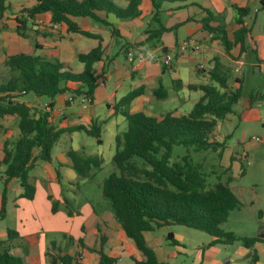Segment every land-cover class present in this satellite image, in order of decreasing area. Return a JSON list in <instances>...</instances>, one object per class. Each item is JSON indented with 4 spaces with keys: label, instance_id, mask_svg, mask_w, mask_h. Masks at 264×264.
Segmentation results:
<instances>
[{
    "label": "crops",
    "instance_id": "crops-1",
    "mask_svg": "<svg viewBox=\"0 0 264 264\" xmlns=\"http://www.w3.org/2000/svg\"><path fill=\"white\" fill-rule=\"evenodd\" d=\"M111 1L119 8H127L131 2V0ZM36 2V0H21L16 12H7L3 17H0V60L6 61L8 57L19 54L40 56L50 61H60L74 72L82 73L84 64L80 62L79 55L87 54L96 48H102L105 54L102 60L95 64L94 69L100 79L107 80L105 85H98L93 101L86 104L80 102L71 104L68 101L72 95L71 92L58 95L54 99L38 97L34 94L18 98L19 102H25L30 107H34L36 113L45 111V106L51 104L52 125L57 129L70 130L85 127L91 130L96 127L100 134L101 144L98 143L96 137L85 131L64 133L52 150L51 162L38 160L35 168L29 174L30 182L36 188L34 199L19 198L24 190L16 179L12 180L7 188L17 187V193L14 196L12 208L8 206L9 198L7 199L3 215V191L0 187V220L8 219L11 214L14 225L13 228L0 226V241L8 240L9 230L16 231L19 237L12 242L14 255L22 257L27 264H51L50 257L54 258L56 253L61 257L68 254L58 249L57 244H55L56 253H54L52 243H55V240L52 241L49 238L54 233H63V227L58 225V220L69 218V207L66 200L72 202L74 216L79 214L74 205V198L70 199L69 194H65L64 190L77 191L84 185V179H81L73 169L68 156L69 152L73 150L83 152L87 156H98L102 160L101 169L95 171L92 179H86L88 181H94L98 173L103 172L107 165H110L106 161L113 163L117 149L116 139L118 136H122L128 128L126 118L116 111V106L121 99L135 89L143 88L144 91L132 102L131 107L134 112H143L149 116H161L168 113L182 116L185 115L181 112L183 104L191 101L192 96H196L194 104L192 103L195 106L203 96L202 91L190 90L188 86L210 83L209 73L213 71L217 61L220 62L223 71L230 70L228 87L232 91L242 87L245 81L244 76L232 75V71L236 74L241 73L246 59H250L251 65L255 69L254 73H258L264 82V7L262 0H188L165 3L158 22L154 20L155 10L152 1L142 0L141 15L138 18L114 21L117 35L113 34L111 27L89 18H73L72 21L84 30L99 35L101 39L71 33L66 24L54 23L51 13H43L36 15L29 23L27 36L23 37L16 31V18L21 15L24 8H32ZM236 8L250 10V14L245 17V24L249 29L245 44L247 50L242 53L241 48L236 47L229 56L221 42L213 40L212 35L203 29L201 21L207 17V13L204 11L207 9L216 15H222L225 24L230 29H234L238 17ZM161 26L166 31L152 42L143 45L148 40L150 31L160 30ZM186 39H194L200 43L201 51L179 54L174 57L171 64L167 65L164 62V49H167V52H175L178 45ZM129 49H133L137 55L144 54L148 60L138 67L132 66L127 61L126 53ZM229 62L235 63L236 66L233 67L228 64ZM201 64L205 65L206 71L199 70ZM160 84L168 91L169 96L167 99L159 101L170 100L173 102L174 111L172 112H169L171 109L159 108L154 102V99L158 100L154 92L160 87ZM261 84L259 79L257 85ZM67 87L70 90H75L79 88V85L69 83ZM9 118L12 119V124L8 122ZM224 122L234 126V130L239 128L241 132V152L236 153L233 150V154L230 156L229 169H233L239 162H243L242 155L244 153L247 152L248 157L250 156L249 153L256 144H259V149L263 148L262 145L264 146V93L254 86V82L250 92L246 94L242 92V97L235 106L234 113L222 123ZM234 130L232 131L231 127L227 136L233 137ZM19 135L17 116H6L0 120V159L3 156L4 142L15 141ZM260 135H262L261 143L252 141V138ZM217 140L219 141V138ZM95 146H97V152L92 149ZM226 147L225 145L223 152ZM0 170L3 172L5 167H0ZM239 171L245 177L256 172L253 166L245 168L242 164ZM114 173L116 172L112 174ZM0 179L5 180L2 175ZM257 188L258 186H256ZM232 190L241 201L243 208L244 204H247L244 193L238 195L234 189ZM54 203L57 204L56 212H53ZM249 203L260 206V196L250 200ZM260 214L264 217L263 211H260ZM175 227L168 226L158 230L164 229L168 234L173 233L178 245H172L164 236L159 237L158 230L144 234L148 245L162 262L177 264L181 255L192 252L184 231L182 229L175 230ZM102 229L106 235L105 251L109 256L117 259V262H123V257H128L130 264H135V260H144L143 254L138 250L134 241L126 236L120 223L116 220L113 210L108 206L103 208L102 215L96 214L94 210L89 213L86 226L83 227L84 238H81L83 240L81 249L84 252L82 264H99L98 251ZM262 231L264 230L260 228L257 230L259 235ZM214 240L215 238L210 236L206 245L193 248L196 256L192 264H264V243L262 242L256 243L253 247L258 261L252 262L253 250L244 247L240 242L208 247ZM166 241L167 243H165ZM56 264L60 263L56 262Z\"/></svg>",
    "mask_w": 264,
    "mask_h": 264
},
{
    "label": "trees",
    "instance_id": "trees-1",
    "mask_svg": "<svg viewBox=\"0 0 264 264\" xmlns=\"http://www.w3.org/2000/svg\"><path fill=\"white\" fill-rule=\"evenodd\" d=\"M32 8H24L16 18V31L26 37L28 25L36 15L51 13L52 21L64 23L71 33L81 34L88 38L101 39L77 23L73 18H89L104 26L111 27L114 35V21L133 20L141 15L142 0H131L127 8H119L111 0H36ZM155 16H159L165 3L186 2L188 0H151ZM264 7V0H262ZM207 17L201 21L203 29L218 40L231 56V51L240 47L246 52V37L249 29L245 17L250 14L247 8H236L238 17L234 29H230L222 15H216L204 9ZM11 12L8 0H0V17ZM166 29L150 31L149 38L143 45L158 38ZM129 51V50H128ZM127 51V53H128ZM167 49H164V54ZM126 53V54H127ZM102 48H96L87 54H80L79 60L84 64L82 73L74 72L60 61H50L40 56L19 54L8 57L7 66L16 74L9 82L0 84V120L6 116H17L19 119V137L7 140L3 145V156L0 167L5 183L3 191L2 215L5 212L8 184L16 179L24 192L21 199L33 200L36 188L30 182V172L38 160L51 162L52 150L67 131H85L96 137L98 143L100 134L96 127L88 130L77 127L70 130L57 129L52 125V113L42 111L36 113L34 107L18 98L27 94L50 99L71 92L73 98L88 97L93 101L94 92L98 87L99 76L94 66L104 56ZM219 61L210 74V83L189 85L194 91H202L203 96L194 108L186 115L176 116L173 113L165 115H146L134 112L132 102L144 89L139 88L127 94L116 106V111L122 114L127 122V131L116 139V154L113 163L118 169L106 178L102 185V194L109 200L116 220L120 223L126 236L134 241L144 260L135 264H170L158 259L156 252L148 245L145 233L153 232L168 226H184L215 238L208 246L216 244L232 245L240 242L244 247L253 250L256 243H264L260 237H241L233 232H227L222 225L228 222L232 212L240 210L242 203L230 187L234 180L229 177L226 183L218 182L208 188L207 180L201 172V166L189 156H183L180 161L172 163L173 149L176 146L194 148L196 152L218 151L222 154L225 148L215 138L216 128L234 113V108L242 97V87L232 91L228 87L230 70H222ZM69 83L78 84L79 88L70 90ZM175 89H177L175 87ZM224 89L225 91H222ZM158 100H165L169 93L160 84L154 92ZM52 107V105L50 104ZM226 137V140L230 139ZM38 152V154H36ZM73 169L81 179H92L95 171L102 167L98 156H87L83 152L70 151L68 154ZM69 216H74L73 204L66 200ZM57 204L53 205L56 212ZM16 231H8V240L0 241V264H27L25 260L12 253V242L18 239ZM172 245H178L173 233L167 235ZM83 244V241H81ZM106 238H101L99 264H117V259L105 254L103 247ZM55 248V243H52ZM50 257V256H49ZM64 264H73V258L61 257ZM258 261L253 250L252 262ZM51 264H56L50 257Z\"/></svg>",
    "mask_w": 264,
    "mask_h": 264
},
{
    "label": "rangeland",
    "instance_id": "rangeland-1",
    "mask_svg": "<svg viewBox=\"0 0 264 264\" xmlns=\"http://www.w3.org/2000/svg\"><path fill=\"white\" fill-rule=\"evenodd\" d=\"M21 0H9L11 4V12H16L17 8L20 5ZM250 22V18H247ZM4 60V59H3ZM0 60V84L9 82L13 77L16 76L10 68L7 66V60L3 61ZM250 59H246L245 66L242 67L241 73H235L232 71V75H238L240 77L244 76L245 81L242 84V92L246 94L250 92V88L252 87V83L254 82V86H257L259 90L264 93V82L260 78L258 73H254V68L251 65ZM228 64L235 67V63L229 62ZM232 67V68H233ZM260 79L262 82L261 85H257V81ZM225 91L224 89H221ZM200 95V93H199ZM196 96H192V100L188 101L186 104H183L181 107V112L183 114H188L194 108V99ZM76 99V98H74ZM197 100V99H196ZM154 102L159 106L161 109H171L172 112L174 111L173 102L169 101H159L154 99ZM193 103V104H192ZM168 112V111H167ZM10 124H12V119H7ZM13 126V125H12ZM15 127V126H14ZM232 127V131L234 130V126L231 124L220 123V125L215 130V138H219L220 143H224L227 147L225 151L220 154V150L213 151H201L196 152L194 148H185L182 146H176L173 149L172 154V163L178 162L181 160L183 156H189L195 163L201 166V172L204 174L207 180L208 188L213 187L218 182L226 183L229 177H233L234 181L231 183V188L234 189L238 195L244 193V197L247 201V204H244L243 208L240 210H236L232 212L231 217L229 218L228 222H226L222 228L227 232H233L237 236H261L264 234V231L260 233L257 232L258 228L264 230V217L260 214V211L264 212V146L263 148L259 149V144H256L253 149L249 153V160L250 164H248L242 157L243 162L237 164L233 169H229L230 167V156L233 154V150L236 153L241 152V132L239 128H235L234 135L231 139L226 140L227 133L229 132L230 128ZM254 134V133H251ZM250 134V135H251ZM252 136V135H251ZM251 136L249 137L251 142ZM260 139L262 135L258 136ZM255 138V137H254ZM252 138V141H255ZM256 142V141H255ZM259 143V142H256ZM261 143V141H260ZM95 148V149H94ZM94 152H97V146L92 147ZM90 149V150H92ZM244 153V152H243ZM242 153V154H243ZM244 154H247L244 153ZM243 154V155H244ZM242 155V156H243ZM107 167L103 172L98 173L96 179L94 181L84 180V185L79 187L77 191H67L68 189L64 190L65 194H69V198H74L75 200V208L78 210L79 214L75 216H69L66 220L65 218L58 220V225L63 227V233L59 234H52L49 237L52 241L55 240V244H57V248L60 249L63 253H68L66 255L73 258V264H82L83 262V251H82V242L81 238H84V225L86 226V222L89 218L90 211H95L96 214L102 215L103 208L111 207V203L109 200L104 198L102 194V184L105 178H108L110 174L113 172L118 173V169L113 163L110 161H106ZM244 165L245 168L254 167L256 172L251 174L250 176H242L239 168L240 166ZM111 171V172H110ZM256 186L258 188L256 189ZM0 187L2 191L5 189V183L0 179ZM17 193V187H13L8 189L7 191V199L9 198V204L12 208V203L14 196ZM257 196H260V206L251 205L249 202L250 200H254ZM7 201V200H6ZM20 201V200H18ZM40 202V200H39ZM6 203V202H5ZM5 213V212H4ZM0 226L3 227H10L13 228V216L9 214V218L6 220H0ZM182 229L187 236V243L191 246V251L187 255H181L179 257V262L177 264H192L196 253L193 251L194 247H201L206 245L210 239V236L205 232H201L198 230H194L191 228H187L184 226H176L175 230ZM104 230L102 229V237L106 238L104 235ZM157 235L159 237L164 236L167 238L168 233L166 230H158ZM74 242V243H73ZM78 243V244H76ZM101 243V242H100ZM167 243V241L165 242ZM106 244V243H105ZM238 246V244H235ZM235 246V247H236ZM68 248V249H67ZM54 253H56L55 248ZM101 248H99L100 250ZM174 250V247H172ZM105 254L108 255L105 251V245L103 247ZM54 257L55 262H59L60 264H64L61 261V256L56 253ZM99 254V252H98ZM65 255V256H66ZM57 256V257H56ZM59 256V258H58ZM63 256V257H65ZM123 262H117V264H130V260L128 257H123Z\"/></svg>",
    "mask_w": 264,
    "mask_h": 264
},
{
    "label": "built area",
    "instance_id": "built-area-1",
    "mask_svg": "<svg viewBox=\"0 0 264 264\" xmlns=\"http://www.w3.org/2000/svg\"><path fill=\"white\" fill-rule=\"evenodd\" d=\"M202 48V45L200 43H198L196 40L194 39H186L184 41H182L175 52H166L164 54V62L169 65L173 62L174 57H176L177 55H183L186 53H197L200 52ZM148 60V58L144 55V54H139L137 55L136 52L133 49H129L128 53H127V61L134 67H138L141 64H143L144 62H146ZM199 70L200 71H206V67L205 65L201 64L199 65ZM107 82L106 79H100L98 81V85H105ZM68 101L71 104H75L76 102H80L81 104H86V103H90L92 102V100L88 97H80L79 99H74L72 96H70L68 98ZM45 110L47 112L52 113V107L50 105H46L45 106ZM50 120H52V117L50 118ZM254 140L256 142H260L261 139L258 137H255ZM243 159L249 164L250 160L248 157V154H244L243 155Z\"/></svg>",
    "mask_w": 264,
    "mask_h": 264
},
{
    "label": "water",
    "instance_id": "water-1",
    "mask_svg": "<svg viewBox=\"0 0 264 264\" xmlns=\"http://www.w3.org/2000/svg\"><path fill=\"white\" fill-rule=\"evenodd\" d=\"M259 237L264 239V234H263V235H261V236H259Z\"/></svg>",
    "mask_w": 264,
    "mask_h": 264
}]
</instances>
